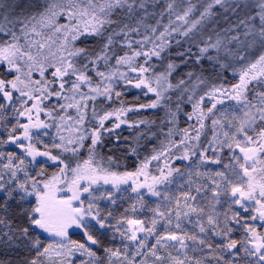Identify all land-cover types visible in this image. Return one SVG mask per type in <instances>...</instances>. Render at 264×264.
I'll list each match as a JSON object with an SVG mask.
<instances>
[{"label":"rangeland","instance_id":"rangeland-1","mask_svg":"<svg viewBox=\"0 0 264 264\" xmlns=\"http://www.w3.org/2000/svg\"><path fill=\"white\" fill-rule=\"evenodd\" d=\"M229 1L205 0L207 9ZM246 1L258 15L235 47L251 52L259 42L261 50L254 57L247 52L246 67L230 87L207 94L213 137L206 152L190 158L182 148V169L156 190L146 169L113 175L90 163L65 177L39 179L44 166L56 163L46 153L77 150L89 136L80 122L46 112L50 106L65 111L111 96L159 99L169 86L165 75H147L146 60L165 48L170 32L193 31L187 1L163 2L168 21L147 28L148 38L117 41L132 54L93 69L89 77L74 73L61 81L72 70L74 34L98 31L102 15L129 0H43L49 8L35 18L25 46L0 47V60L15 74L16 87L21 83L20 88L43 95L45 83L33 76L50 67L62 92L44 107L40 97L35 102L33 96H10L0 87V264H264V0ZM145 8L154 12L156 5L139 10ZM151 15L146 11L143 19ZM215 46L207 43L201 51L213 48L236 62V49ZM124 115L117 108L104 119ZM84 184L93 193L81 191ZM82 200L93 224L82 219ZM45 224L64 236L38 228Z\"/></svg>","mask_w":264,"mask_h":264},{"label":"trees","instance_id":"trees-1","mask_svg":"<svg viewBox=\"0 0 264 264\" xmlns=\"http://www.w3.org/2000/svg\"><path fill=\"white\" fill-rule=\"evenodd\" d=\"M165 1L129 0L123 8H110L107 14L102 15L98 31L88 35L75 33L71 41L73 52L69 54L72 70L69 69L61 81L81 73H87L89 77L93 69L103 70L118 58L132 54L128 49L118 46L117 41L127 38L138 43L152 35L147 28L154 24L161 26L168 21L163 11ZM185 1L186 7L190 8L186 20L195 22L193 31L184 36L170 32L166 36L165 48L157 57L146 60L150 72L147 75L166 77L169 87L162 96L159 99L153 96L140 99L111 96L107 99L87 100L65 111L50 106L51 111L46 112L48 116L59 118L64 115L78 121L86 126L89 136L79 144L77 150H50L46 153L56 163L51 167L44 166L39 179L44 181L57 174L65 177L77 167L90 163L98 166L105 174L113 175L146 169L147 177L150 175L155 179L152 185L157 190L162 189L172 175L182 169V148L188 150L190 158L205 151L213 137L209 104H205L206 96L211 91L230 87L235 75L245 69L243 61L247 59L246 55L249 53L254 57L261 50L259 42L251 52L245 48L240 51L235 47V42L253 27L258 10L246 0H231L223 7L213 6L208 9L205 0ZM148 3L156 5L154 12L149 11V8L139 10ZM48 8L43 0H0V47L15 42L25 46L28 33L35 28V18L42 17ZM146 11L152 14L147 17V21L143 19ZM185 14V11L181 13ZM207 43L214 47H217L215 44H224L229 50L236 49L233 51L236 62L218 55L213 48L203 53L201 48ZM15 78V74L6 72V61L0 60V87L8 95L22 96L23 99L33 96L35 102L40 97L38 103L40 101L44 107L62 95L50 67L42 76H33L35 82H43L47 87V91L40 96L26 91V87L20 88L21 83L16 87ZM117 108L124 112L123 118L104 119ZM194 112L198 113L196 120H188V116ZM258 129L259 126H255V130ZM81 191L89 194L92 189L90 185L84 184ZM86 210L82 200V219L93 224L94 220H91L92 216Z\"/></svg>","mask_w":264,"mask_h":264},{"label":"water","instance_id":"water-1","mask_svg":"<svg viewBox=\"0 0 264 264\" xmlns=\"http://www.w3.org/2000/svg\"><path fill=\"white\" fill-rule=\"evenodd\" d=\"M38 228H40V229H44V231L46 232V233H52V234H54L55 236H56V238H58V239H60V238H62L63 236H64V234L62 233V232H53V231H51L50 229H51V226L49 225V224H45V225H43V226H40V225H38Z\"/></svg>","mask_w":264,"mask_h":264}]
</instances>
